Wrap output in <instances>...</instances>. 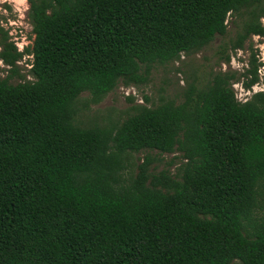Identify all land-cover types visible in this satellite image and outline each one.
Segmentation results:
<instances>
[{"label": "trees", "instance_id": "1", "mask_svg": "<svg viewBox=\"0 0 264 264\" xmlns=\"http://www.w3.org/2000/svg\"><path fill=\"white\" fill-rule=\"evenodd\" d=\"M28 2L32 44L0 28V264H264V91L241 101L233 88L260 81L253 48L244 72L194 82L180 103L78 120L227 36L233 16L229 63L264 37V0Z\"/></svg>", "mask_w": 264, "mask_h": 264}, {"label": "rangeland", "instance_id": "2", "mask_svg": "<svg viewBox=\"0 0 264 264\" xmlns=\"http://www.w3.org/2000/svg\"><path fill=\"white\" fill-rule=\"evenodd\" d=\"M30 4L28 0H0V28L9 30L10 36L16 42L20 50L25 46L32 44L34 40L33 28L30 23L29 14ZM236 20L233 16L228 18V34L227 36L218 35L214 41L202 49L201 51L191 54L182 55L181 59L165 66L155 67L150 75L149 82L141 86L126 87L120 84L113 92L109 93L100 103L92 104L88 108H82L78 116V120L83 125H92L98 123L100 125H108L111 121L122 122L130 114L135 112V106L144 104L148 106H157L163 100H174L180 103L183 100L184 93L188 90L190 84L197 82L198 85L207 84L212 79L213 74L219 71L242 73L248 65L250 54L253 48L254 52L264 54V37H253L247 41L244 49L230 51L231 61L220 59L223 53H219L225 47L231 38L235 37L238 30ZM32 36V37H31ZM1 38V32H0ZM32 56L26 55L20 62L21 73L27 74L30 68V60ZM7 66L0 61V76H5ZM32 80L31 75L27 76ZM18 81V78L13 82ZM264 84V80L259 84ZM236 96L239 100H247L254 92L261 89L247 90L243 86L242 81L233 83ZM264 91V90H263ZM89 94L84 93L81 97L83 102L88 98ZM149 98V101L146 100ZM174 154H165V161L174 158ZM145 155V151L134 155V164L131 167V174L137 173L136 164L140 163ZM178 164V161H175ZM164 163L158 168L160 171ZM167 166L165 165V168ZM174 165L171 169L175 170Z\"/></svg>", "mask_w": 264, "mask_h": 264}, {"label": "built area", "instance_id": "3", "mask_svg": "<svg viewBox=\"0 0 264 264\" xmlns=\"http://www.w3.org/2000/svg\"><path fill=\"white\" fill-rule=\"evenodd\" d=\"M255 37L260 38L261 36H255ZM255 52H256V57L258 59V62L260 63L259 68H258V75L260 77V81H262V80H264V54L260 55L258 51H255ZM262 86H263V88L260 91H263L264 90V84L263 83L259 84V82L256 85H254L252 87V89L256 90L258 88V90H259V89H261ZM249 91H251V90H249Z\"/></svg>", "mask_w": 264, "mask_h": 264}]
</instances>
